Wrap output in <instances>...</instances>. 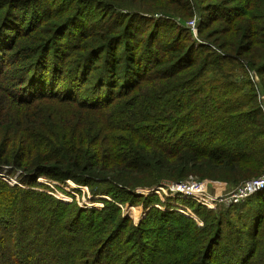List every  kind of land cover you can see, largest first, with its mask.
<instances>
[{"label":"trees","instance_id":"16d2710c","mask_svg":"<svg viewBox=\"0 0 264 264\" xmlns=\"http://www.w3.org/2000/svg\"><path fill=\"white\" fill-rule=\"evenodd\" d=\"M258 89L264 0H0V170L21 177L0 174V264H264V190L217 209L135 192L263 174ZM69 178L110 199L67 200Z\"/></svg>","mask_w":264,"mask_h":264},{"label":"built area","instance_id":"2783aa9c","mask_svg":"<svg viewBox=\"0 0 264 264\" xmlns=\"http://www.w3.org/2000/svg\"><path fill=\"white\" fill-rule=\"evenodd\" d=\"M187 25L192 29L195 30L196 20L190 19L187 22ZM251 77L258 81V75L255 71H251ZM259 102L260 107L264 113V92L259 91ZM2 176H8L3 172H0ZM20 175V174H19ZM12 183H17L11 176H8ZM43 180L44 178H40L39 180ZM205 179L199 178L196 175H189L187 178L182 180H166L161 183V185L156 189H145V188H137L135 192L139 195H148L152 192H156L158 194L165 193L169 194L172 197H188L192 198L198 203L206 206L209 209H217L220 206H230L232 204H238L245 201L250 196L259 193L264 190V173L248 179L244 181L239 186L231 189L227 193H213L210 191L204 181ZM61 188L66 192V199L72 201L74 198L73 195H78L76 191H81L82 198L77 200L82 207H102L104 205L103 199H110L108 196H100L98 200L93 199L91 200L90 189L87 185L78 184L72 179H67L65 184L61 185ZM85 194L88 195V198L85 197ZM78 198V197H77ZM165 200L164 197H162ZM172 205L179 207V209H183L186 206L182 203H178L176 201H171ZM120 208L122 209V213L124 216H131L135 223H138L141 218L144 216L145 212H143L139 206L134 204H122L118 203ZM185 214L188 216L193 217L198 224H202V221L198 218V216L189 208L184 210Z\"/></svg>","mask_w":264,"mask_h":264},{"label":"rangeland","instance_id":"374dc122","mask_svg":"<svg viewBox=\"0 0 264 264\" xmlns=\"http://www.w3.org/2000/svg\"><path fill=\"white\" fill-rule=\"evenodd\" d=\"M168 14H170V13H168ZM159 15H161V14H159ZM169 17H173V19H176V20H179V21H182L180 18V16H178V15H168ZM174 17H177V18H174ZM191 19H195L196 20V24L198 23V21L200 20V16H199V13H197V14H195ZM190 20V19H189ZM189 20H187L186 21V24H187V22L189 21ZM195 28H196V26H195ZM195 38H197L198 40H199V38H198V36L196 35L195 36ZM256 72V71H255ZM257 73V72H256ZM257 75H258V73H257ZM251 76V75H250ZM252 78V77H251ZM258 78H260V76L258 75ZM253 79V78H252ZM254 80V79H253ZM255 81V80H254ZM255 82H258V86H259V83H260V80H258V81H255ZM258 92L260 91V89H258L257 90ZM1 172H3V173H5V174H9L8 173V170L7 169H1L0 170ZM10 176H11V178H13L14 180H15V182H17V183H19V181H20V175H19V171L18 172H16V173H14V174H10ZM40 179V178H39ZM39 179H37V181L39 180ZM73 180V179H72ZM166 180H168V179H162L160 182L162 183V182H164V181H166ZM46 181H48L47 183H45L46 185L45 186H47V188H49V190H53V188H51L50 186H49V183L50 184H53L54 185V189L56 188H58L57 187V185H55L54 183H56V184H59L58 182L59 181H56V179H49V178H47V180ZM204 181H206V179L204 180ZM38 182H42V183H44L43 182V180L41 179V180H39ZM161 183H160V185H161ZM208 183V182H207ZM207 183H205V185H206V187L210 190V191H212V190H214L215 191V189L214 188H212L211 187V185H208ZM242 184V183H241ZM240 185V184H239ZM238 185V186H239ZM44 186V187H45ZM237 187V186H236ZM233 188H235V187H233V186H229V188L227 189L226 187H218V189H220L219 191L217 190V192H220V193H227L228 191H230L231 189H233ZM89 189H90V187H89ZM77 193H78V195H73L74 197H76V198H74L73 199V201L74 202H78L77 200H79V199H81L82 198V193H81V191H76ZM94 195V196H93ZM100 196H104V195H96L95 196V194H93L92 192H91V190H90V195H89V197H90V199L91 200H93V199H96V200H98V199H100L99 197ZM78 197V198H77ZM85 197L86 198H88V195L87 194H85ZM104 200H107V199H103V201ZM78 204V203H77ZM80 206V205H79ZM82 206V205H81ZM224 207V206H223ZM226 207V206H225ZM86 208V207H85ZM88 208V207H87ZM219 208V207H218Z\"/></svg>","mask_w":264,"mask_h":264}]
</instances>
